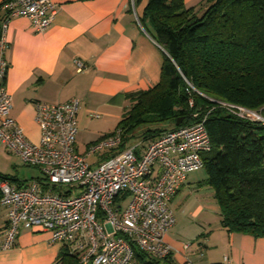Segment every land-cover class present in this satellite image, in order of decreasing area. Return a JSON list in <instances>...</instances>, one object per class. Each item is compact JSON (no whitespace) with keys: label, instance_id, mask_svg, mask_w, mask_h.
Returning <instances> with one entry per match:
<instances>
[{"label":"built area","instance_id":"1","mask_svg":"<svg viewBox=\"0 0 264 264\" xmlns=\"http://www.w3.org/2000/svg\"><path fill=\"white\" fill-rule=\"evenodd\" d=\"M0 10V143L40 173L22 184L0 175V204L7 207L0 251L14 247L20 228L37 227L50 233L52 243L65 245L77 264H134V249L159 258L172 256L174 248L165 241L175 223L170 201L187 175L202 168L201 155L210 150L206 115L161 132L143 151L139 142L119 149L121 132L116 129L79 153L75 148L78 99L36 101L39 140H28L10 116L12 96L5 85L7 30L12 17L23 16L42 32L58 5L54 0H5ZM76 64L78 69L84 67ZM222 105L239 117L264 122L258 112ZM104 151L112 154L89 164L88 156Z\"/></svg>","mask_w":264,"mask_h":264},{"label":"crops","instance_id":"2","mask_svg":"<svg viewBox=\"0 0 264 264\" xmlns=\"http://www.w3.org/2000/svg\"><path fill=\"white\" fill-rule=\"evenodd\" d=\"M54 1L58 10L42 32H36L26 17L10 20L5 51V85L12 96L10 116L28 140L37 142L40 130L34 120V103L77 98L75 148L84 153L89 144L116 130L131 105L129 93L147 90L159 82L164 51L139 20L148 0ZM200 1L184 3L196 7ZM77 61L84 67L78 69ZM151 140L141 143L140 150ZM136 143L131 141L127 146ZM109 154L91 155L87 161L96 165ZM187 178L170 201L175 223L165 234V241L174 248L173 261L264 264V238L229 232L221 225L220 208L214 190L205 181L206 173L197 183ZM188 206L190 216L201 226L193 229L189 240L186 232L191 223L185 221L181 228L182 218L175 215L178 210L187 215ZM6 222L7 207L0 204V241ZM64 250L65 245L50 241L48 231L20 228L14 247L0 251V264H56ZM150 258L135 257L134 264H153Z\"/></svg>","mask_w":264,"mask_h":264},{"label":"trees","instance_id":"3","mask_svg":"<svg viewBox=\"0 0 264 264\" xmlns=\"http://www.w3.org/2000/svg\"><path fill=\"white\" fill-rule=\"evenodd\" d=\"M139 20L165 53L159 82L128 95L131 105L116 128L119 149L140 126H149L140 135L148 141L206 115L211 147L201 155L202 167L220 223L229 232L264 238V122L222 105L264 116V0H202L196 7H186L184 0H148ZM164 122L172 126H155ZM134 255L150 256L153 264H189L138 249ZM56 264H77V257L65 248Z\"/></svg>","mask_w":264,"mask_h":264},{"label":"rangeland","instance_id":"4","mask_svg":"<svg viewBox=\"0 0 264 264\" xmlns=\"http://www.w3.org/2000/svg\"><path fill=\"white\" fill-rule=\"evenodd\" d=\"M261 115V114H260ZM154 126V125H153ZM152 126V127H153ZM157 127H161V128H169L172 126V122H164V123H158L157 125H155ZM149 126L147 125H143L140 126L139 128H137L134 131V135L135 137L132 139L133 143L136 142H140L143 143L146 140H143V138L140 136L141 133ZM15 157H17L16 155H14L13 153H11L6 147L5 145H3L2 147L0 146V174L7 176L8 178H16L18 180H22V181H28L32 178H35L37 176L40 175L39 170L35 167H31L28 164H25L23 161L20 162V160H17ZM205 176V168H200L198 170H195L193 172H190L188 174V180L190 182H195L197 183V181L201 180L202 178H204ZM125 204V202L123 203V205ZM190 209L191 207H187V215H183L182 210H178L177 213H175L176 218L181 217L182 219L179 220L180 225H178L179 227L182 228L184 223H187L185 221H189V226L187 228V232L186 235H188V239L189 237L193 236L194 234V230L193 229H198L201 228V226L197 225V222L190 216ZM208 216H211V219L213 218L212 214H206ZM201 232V229H200ZM187 243H190V241H186Z\"/></svg>","mask_w":264,"mask_h":264},{"label":"water","instance_id":"5","mask_svg":"<svg viewBox=\"0 0 264 264\" xmlns=\"http://www.w3.org/2000/svg\"><path fill=\"white\" fill-rule=\"evenodd\" d=\"M162 49V48H161ZM163 50V49H162ZM164 51V50H163ZM164 53H165V51H164ZM181 120H182V118L180 117V118H178L177 119V121H176V125H179L180 124V122H181Z\"/></svg>","mask_w":264,"mask_h":264}]
</instances>
